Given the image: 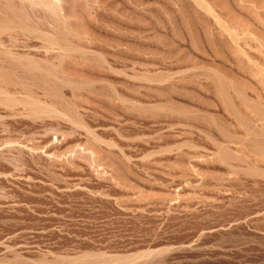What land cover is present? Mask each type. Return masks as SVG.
Masks as SVG:
<instances>
[{
    "label": "rangeland",
    "instance_id": "rangeland-1",
    "mask_svg": "<svg viewBox=\"0 0 264 264\" xmlns=\"http://www.w3.org/2000/svg\"><path fill=\"white\" fill-rule=\"evenodd\" d=\"M0 264H264V0H0Z\"/></svg>",
    "mask_w": 264,
    "mask_h": 264
}]
</instances>
